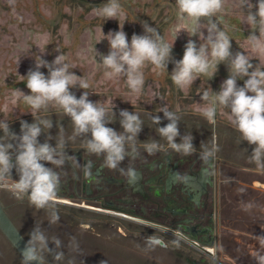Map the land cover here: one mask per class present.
<instances>
[{
  "label": "rangeland",
  "instance_id": "obj_1",
  "mask_svg": "<svg viewBox=\"0 0 264 264\" xmlns=\"http://www.w3.org/2000/svg\"><path fill=\"white\" fill-rule=\"evenodd\" d=\"M106 3L108 0H0V124L8 123L13 130L20 129L21 120L32 123L65 116L54 102L34 111L17 92L20 89L29 94L24 77L29 69H34L41 58L51 62L57 55L63 57L69 71L89 84L87 89H71L77 98L87 91L89 99L98 105L110 96L139 106L152 101L164 103L165 98L175 106L190 109L208 106L200 96L205 90L210 95L219 91L231 74L228 69L231 57L218 65L213 78L214 70L210 69V74L199 75L193 84L184 88L171 80L173 63L164 70L145 62L141 69L144 85L139 92H133L125 76L105 75L109 70L100 55L109 51L105 35L110 31L119 30L120 25L130 41L134 33L143 34L142 23L147 22L166 43H174L172 57L179 60L189 39L198 46L205 43L208 18H201L198 26L191 19L179 18L176 0H118L121 7L117 16L106 20L98 11ZM256 4L257 0H222L221 10L212 19L229 36L233 57L241 52L255 67L264 70V49H256L248 39L257 31L247 21L248 13L256 11L253 7ZM260 42L264 44V37ZM40 71L48 74L47 68ZM244 79L247 77H237L238 86H243ZM228 120H233L230 108L217 105L215 124H211L213 130L216 132L221 123L227 125ZM56 125L58 122H53V127ZM0 135H3L2 129ZM89 163L95 169L102 160L93 157ZM12 176L18 179L15 170ZM92 197L94 194L87 195L80 185L77 195L71 199L58 196L56 211L60 220L51 224L48 209H37L27 195L17 196L9 189L0 188V198L28 239L31 231L40 226L49 238L61 240L62 246L56 251L63 252V259L55 261L52 255L44 253L45 264H257V253L264 255V245L257 239L264 236V197L256 191L227 187L221 192L219 189L212 204L213 243L205 245L212 256L172 233L137 221L155 220L167 226L171 218L150 216L148 212L146 216L136 217L116 215L114 210L103 208V200ZM138 204L134 202L132 209L137 210ZM26 217L28 221L23 222ZM72 238L74 245L70 247ZM152 239L162 243L151 242Z\"/></svg>",
  "mask_w": 264,
  "mask_h": 264
},
{
  "label": "clouds",
  "instance_id": "obj_2",
  "mask_svg": "<svg viewBox=\"0 0 264 264\" xmlns=\"http://www.w3.org/2000/svg\"><path fill=\"white\" fill-rule=\"evenodd\" d=\"M176 3L179 18L191 19L194 26L199 25L201 18H208L205 43L198 46L197 42L189 39L182 58L175 60L172 57L174 43H166L155 27L147 22L142 23L143 34L134 33L129 41L127 33L119 25V30L104 34L109 44L108 53L100 54L104 67L109 70L105 75H123L128 87L133 92H139L144 85L141 69L145 62L164 70H167L169 63H173L171 80L177 87L184 88L193 84L199 75L210 74V69L214 70L211 73L213 78L218 65L231 57L228 68L231 74L222 82L219 91L210 95L205 90L200 96L202 101L208 103L203 116L209 124H215L217 105L230 108L233 123L243 141L254 145L250 161L264 168V70L255 67L241 52L233 57L229 36L212 19L221 10L222 0H176ZM120 7L118 0H108L98 11L109 20L117 16ZM253 7L256 11L248 13L247 21L257 31L252 32L248 39L256 49H264V44L260 42L261 37H264V0H257ZM41 68H47L48 74L40 71ZM24 77L29 94L20 89L17 92L23 96L25 103L34 111H39L54 102L73 124L71 139L87 137V151L97 156L103 155L104 166L117 169L125 157L130 155L126 145L131 148L132 153L138 154L136 140L143 125L140 116L133 111L121 109L119 123L123 132L108 126L115 122L116 112L113 110L109 118L108 111L90 100L87 91H83L77 98L71 89H87L89 84L69 71V65L63 62L62 56L57 55L51 62L41 58V62L35 63L34 69H29ZM237 77H247L243 80V86H238ZM162 112L169 122L157 128L159 135L167 140L174 151L184 155L192 154L195 150L193 137L185 136L181 143H176L179 118L166 109ZM153 122L159 125L160 115L153 117ZM52 127L51 119L34 120L32 123L21 120L20 133L17 134L8 123L0 124V129L3 130V136H0V188L9 189L17 196L27 195L30 203L37 209H48L50 223L56 224L60 220L56 211L60 176L47 165L62 167L66 161L76 158L68 155L63 138L56 139L55 146L49 142L52 139L49 134ZM44 129L48 130L46 134ZM42 134L46 135L43 143L39 140ZM144 147L149 154H153L160 150L161 145L153 141ZM217 150L215 143L211 149L204 147L202 158L207 161ZM13 170L18 179H13ZM126 175L130 178L129 182L136 178V173L131 168ZM257 239L264 245V236H258ZM73 245L74 238L69 246ZM61 246L62 242L58 237L49 238L40 226H36L21 253L22 264H45L44 253L52 255L55 261H60L64 254L56 249ZM255 259L257 264H264V255L257 253Z\"/></svg>",
  "mask_w": 264,
  "mask_h": 264
},
{
  "label": "crops",
  "instance_id": "obj_3",
  "mask_svg": "<svg viewBox=\"0 0 264 264\" xmlns=\"http://www.w3.org/2000/svg\"><path fill=\"white\" fill-rule=\"evenodd\" d=\"M114 99L107 96L102 99L101 105H98L108 111L109 118H111L113 110L116 112L115 122L108 126L113 127L118 132H123L119 123L121 109L137 113L143 121L142 131L136 140L138 154L132 153L131 148L126 145L130 155L125 157L118 168L109 169L105 166L104 179L107 199L108 201L113 199L112 195L115 186L118 184L122 200L120 209L124 211L125 215L133 213L131 205L134 202L142 201L144 205L140 206L142 209L147 206L150 210L149 215L165 213V215L173 217L193 216L195 209H209L206 212V217L208 221L213 223L215 211L212 204H215L219 189L222 192L226 191L227 187L241 188L246 191H256L264 197V168H260L250 161L254 145H249L243 141L242 135L237 130L233 120H228L227 125L219 124L215 132L212 125L203 116L204 109L198 106L191 109L189 106H175L166 98L164 103L152 101L140 106L133 103H123L121 98ZM165 109L173 112L179 118V136L176 137V143H181L185 136L193 137L192 142L195 150L192 154L184 155L174 151L169 147L167 140L159 135L157 128L169 122L163 116L162 111ZM157 115L161 117L159 125L153 122V117ZM53 122L59 124L49 130L52 137L49 142L53 146L56 144V139L63 138L66 141L68 155L74 156L79 161H86L87 164L94 157L101 159L102 164H104L103 155L97 156L87 151V137L78 136L74 140L71 139L73 124L70 118L62 116ZM12 131L17 134L20 133V129H13ZM44 131L46 134L48 130L44 129ZM45 134L39 137L41 143L46 139ZM153 141L161 145V148L155 153L149 154L144 145ZM214 143L218 150L214 156L205 161L202 158L204 147L211 149ZM130 168L136 173V178L132 182H129L130 178L126 175ZM120 169L124 171L121 172ZM88 174L89 172L86 171L85 179ZM139 187L142 189L141 196L136 194ZM0 201L8 215L23 232L1 198ZM262 207L264 208V204ZM142 214V216L147 215L145 212ZM172 220V223L166 225L174 230H181L182 228L177 227V224H180L177 219ZM26 221H28V217L23 220V222ZM150 221L163 224L155 220ZM0 264L2 263L0 262Z\"/></svg>",
  "mask_w": 264,
  "mask_h": 264
},
{
  "label": "flooded vegetation",
  "instance_id": "obj_4",
  "mask_svg": "<svg viewBox=\"0 0 264 264\" xmlns=\"http://www.w3.org/2000/svg\"><path fill=\"white\" fill-rule=\"evenodd\" d=\"M52 166H54V165H52ZM93 167H94V165L89 164V163L87 164L86 161H79L78 159H74L71 162L68 161V163L66 161L62 167H54V170L60 176V186H59V190H58L57 195L60 197H66V198L71 199L72 197L77 195L78 186L80 185L82 187V189L85 190V193L87 195L94 194V197H92V198L103 200V203H102L103 208L114 210L115 211L114 214H116V215H123V216H127V217H132V216L136 217V216H142L143 215L142 212L143 213L144 212L145 213L150 212V210L147 208V206H145V209L144 208L142 209V207L140 205H142L143 202L139 201L138 209L137 210L132 209V212L135 214L129 213V215H125L124 211H122L120 209V204H122V200L120 198L121 197V190H119L120 186L118 184L115 186V191L112 195L113 199L111 198L108 201V199H107L108 195L105 192V189H106V186H105L106 184H105V179H104V172L106 170L105 166H104V164H101L100 166H98L94 170H93ZM78 169H80V176L78 173L79 172ZM86 171H88L89 174H88V177L85 179V172ZM68 172L70 173V175H68ZM13 179H16V178H13ZM91 186H92V189H90ZM88 187H89V189H88ZM136 194L139 196L142 195L141 187H139ZM61 202L68 203V201H66V200H63ZM208 210L209 209H195L194 210L195 213L193 216L183 215V216L173 217V216H167V215H165V213H163L162 215L161 214H158V215L153 214L150 216H160V217H164V218L165 217L171 218V223L173 221L172 219L176 218L178 223H180V224H177L178 225L177 227L182 228L181 231L185 232L188 235L194 236L201 245H212L213 240H212V234L211 233H212V224L213 223L211 221H208V219L206 217V212ZM106 211L110 212V210L102 209V212H106ZM181 223H183V224H181ZM188 223H190V224H188ZM14 224L16 225L15 222H14ZM149 226H151V225H149ZM20 232L23 234L25 239L28 241L29 239L27 238V236L22 231H20ZM150 241L160 243V244L162 243L161 241H158V242L152 241V240H150ZM194 247H196L198 250H200L197 246H194ZM200 251H202V250H200Z\"/></svg>",
  "mask_w": 264,
  "mask_h": 264
},
{
  "label": "water",
  "instance_id": "obj_5",
  "mask_svg": "<svg viewBox=\"0 0 264 264\" xmlns=\"http://www.w3.org/2000/svg\"><path fill=\"white\" fill-rule=\"evenodd\" d=\"M137 221L151 225L155 228L163 230L165 232L172 233L188 243L197 246L200 250L206 254L212 256V251L201 245L198 240L191 235L186 234L181 230H174L173 228L145 221L142 219H137ZM152 241H160L159 239H152ZM27 243V240L14 224V222L9 217L5 210L2 202L0 201V262L2 264H22V251Z\"/></svg>",
  "mask_w": 264,
  "mask_h": 264
}]
</instances>
